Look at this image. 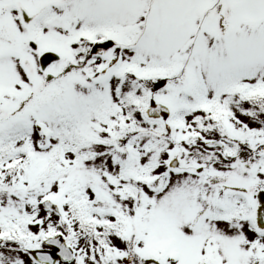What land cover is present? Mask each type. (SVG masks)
<instances>
[{"label":"snow or ice","instance_id":"6c2138e0","mask_svg":"<svg viewBox=\"0 0 264 264\" xmlns=\"http://www.w3.org/2000/svg\"><path fill=\"white\" fill-rule=\"evenodd\" d=\"M0 264H264V0H0Z\"/></svg>","mask_w":264,"mask_h":264}]
</instances>
